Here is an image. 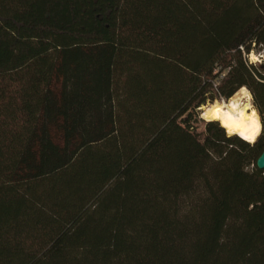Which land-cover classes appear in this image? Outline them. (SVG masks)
Returning <instances> with one entry per match:
<instances>
[{
    "label": "trees",
    "instance_id": "obj_1",
    "mask_svg": "<svg viewBox=\"0 0 264 264\" xmlns=\"http://www.w3.org/2000/svg\"><path fill=\"white\" fill-rule=\"evenodd\" d=\"M250 54L264 0H0V264H264Z\"/></svg>",
    "mask_w": 264,
    "mask_h": 264
},
{
    "label": "bare ground",
    "instance_id": "obj_2",
    "mask_svg": "<svg viewBox=\"0 0 264 264\" xmlns=\"http://www.w3.org/2000/svg\"><path fill=\"white\" fill-rule=\"evenodd\" d=\"M216 121L228 135L239 136L248 143H253L261 130L259 117L250 106L249 95L244 88L224 104Z\"/></svg>",
    "mask_w": 264,
    "mask_h": 264
},
{
    "label": "rangeland",
    "instance_id": "obj_3",
    "mask_svg": "<svg viewBox=\"0 0 264 264\" xmlns=\"http://www.w3.org/2000/svg\"><path fill=\"white\" fill-rule=\"evenodd\" d=\"M260 57H263L264 58V54H262V55H257V54H250L249 56H248V62L249 63H251V64H264V61H263V59H261ZM247 91V90H246ZM247 93H248V91H247ZM248 95H249V103H250V106L252 107V103H251V96H250V94L248 93ZM245 101V99L243 100V102ZM228 102V101H227ZM227 102H224V101H219V102H215L213 105H211V107H210V105L209 104H207V105H205V106H203V107H201L200 108V110L201 111H197V113H198V118L200 119V120H202V121H204V122H208V121H211V122H214V121H212V119H211V113H212V111H213V109L214 108H216L218 111H221L222 109H223V107H224V104L225 103H227ZM220 106H219V105ZM210 109V110H209ZM261 131V130H260ZM260 134V133H259Z\"/></svg>",
    "mask_w": 264,
    "mask_h": 264
},
{
    "label": "water",
    "instance_id": "obj_4",
    "mask_svg": "<svg viewBox=\"0 0 264 264\" xmlns=\"http://www.w3.org/2000/svg\"><path fill=\"white\" fill-rule=\"evenodd\" d=\"M260 58L263 59V61H264V58L263 57H260ZM198 111H201L200 108L198 109ZM256 168L258 170H264V151L261 153V155L256 160Z\"/></svg>",
    "mask_w": 264,
    "mask_h": 264
}]
</instances>
